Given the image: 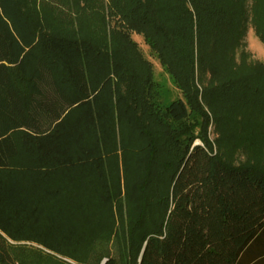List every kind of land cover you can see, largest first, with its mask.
<instances>
[{
	"label": "trees",
	"instance_id": "16d2710c",
	"mask_svg": "<svg viewBox=\"0 0 264 264\" xmlns=\"http://www.w3.org/2000/svg\"><path fill=\"white\" fill-rule=\"evenodd\" d=\"M250 27L264 0H0V264H264Z\"/></svg>",
	"mask_w": 264,
	"mask_h": 264
},
{
	"label": "rangeland",
	"instance_id": "374dc122",
	"mask_svg": "<svg viewBox=\"0 0 264 264\" xmlns=\"http://www.w3.org/2000/svg\"><path fill=\"white\" fill-rule=\"evenodd\" d=\"M106 18L109 22V27L112 28L117 25L115 23L116 20L109 17ZM132 38L138 43L144 56L153 63L155 79L159 84L161 102L165 104L179 98L181 96V91L178 89L171 76L164 70L159 60L151 53L150 47L146 44L143 36L137 33H132ZM245 44L244 47L238 49L236 60L240 62L241 53L244 51L247 52L249 57L248 61L251 63H264V43L258 38L252 27H250L247 32ZM209 130L211 138L215 139L218 134L216 133L214 126H211ZM197 142H199V140H197ZM253 158V155L249 153L240 152L236 160L237 162H240Z\"/></svg>",
	"mask_w": 264,
	"mask_h": 264
},
{
	"label": "water",
	"instance_id": "95a60500",
	"mask_svg": "<svg viewBox=\"0 0 264 264\" xmlns=\"http://www.w3.org/2000/svg\"><path fill=\"white\" fill-rule=\"evenodd\" d=\"M105 261H106V260H104V262H103V263H105Z\"/></svg>",
	"mask_w": 264,
	"mask_h": 264
}]
</instances>
